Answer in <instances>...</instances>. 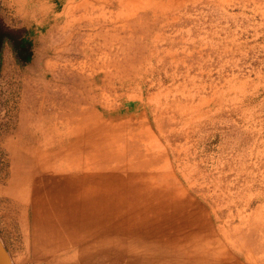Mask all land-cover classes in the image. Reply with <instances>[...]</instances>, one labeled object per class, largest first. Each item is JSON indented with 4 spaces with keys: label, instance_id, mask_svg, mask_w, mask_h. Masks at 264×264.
<instances>
[{
    "label": "rangeland",
    "instance_id": "1",
    "mask_svg": "<svg viewBox=\"0 0 264 264\" xmlns=\"http://www.w3.org/2000/svg\"><path fill=\"white\" fill-rule=\"evenodd\" d=\"M68 1L42 0L61 10L50 20L40 0H0V32L32 42L24 66L6 42L0 69V233L14 263L52 264L33 260L36 251L18 228L32 216L24 206L30 134L60 112L55 120L83 124L92 142L106 125L129 132L116 141L127 139L130 150L88 156L137 159L150 141L142 112L229 243L251 245L264 264V0H98V18L69 34L75 51L48 69L45 58L59 55L49 34L63 24ZM132 2L138 12L120 16Z\"/></svg>",
    "mask_w": 264,
    "mask_h": 264
},
{
    "label": "crops",
    "instance_id": "2",
    "mask_svg": "<svg viewBox=\"0 0 264 264\" xmlns=\"http://www.w3.org/2000/svg\"><path fill=\"white\" fill-rule=\"evenodd\" d=\"M40 2L41 15H54L50 20H56L61 10L56 11L52 2ZM67 3L63 24L49 34L50 49L59 55L45 58L48 69L58 66L63 54L75 51L68 42L77 23L96 20L97 9L104 6L98 0ZM132 3L127 10L123 6L120 16L138 12L140 7ZM35 10L28 14L38 15ZM59 114L48 113L51 119L40 133L30 134L32 142L26 148L24 206L32 216L28 224L24 220L17 226L24 230L27 247L36 251L33 260L52 264H257V251L251 245L229 243L226 227L215 221L207 204L185 184L142 112L141 130L150 141L142 143L145 156L137 159L125 152L121 157L88 156L91 150H130L127 139L116 141L129 132L106 125L94 133L92 142L85 132L90 129L83 124L66 127L64 121L55 120ZM85 138L88 141H82ZM134 178L138 179L131 186ZM131 197L136 207L130 206ZM7 219L15 222L12 215L7 214ZM0 237L9 250L6 237L1 233Z\"/></svg>",
    "mask_w": 264,
    "mask_h": 264
},
{
    "label": "trees",
    "instance_id": "3",
    "mask_svg": "<svg viewBox=\"0 0 264 264\" xmlns=\"http://www.w3.org/2000/svg\"><path fill=\"white\" fill-rule=\"evenodd\" d=\"M6 42H9L12 49H13V53L17 59V62L24 66L25 65V61H24V56L25 54H27V57L25 60H31L32 59V53L31 51V44L32 42L29 40H23V41H18L16 39V36L14 34H12L10 31H3L0 32V69H1V65H2V61H3V50L5 47ZM25 49V52H23ZM28 50V51H27Z\"/></svg>",
    "mask_w": 264,
    "mask_h": 264
},
{
    "label": "water",
    "instance_id": "4",
    "mask_svg": "<svg viewBox=\"0 0 264 264\" xmlns=\"http://www.w3.org/2000/svg\"><path fill=\"white\" fill-rule=\"evenodd\" d=\"M0 264H15L13 257L0 237Z\"/></svg>",
    "mask_w": 264,
    "mask_h": 264
},
{
    "label": "bare ground",
    "instance_id": "5",
    "mask_svg": "<svg viewBox=\"0 0 264 264\" xmlns=\"http://www.w3.org/2000/svg\"><path fill=\"white\" fill-rule=\"evenodd\" d=\"M31 99V98H30ZM25 102V101H24ZM31 107V106H30ZM43 114V113H42Z\"/></svg>",
    "mask_w": 264,
    "mask_h": 264
}]
</instances>
